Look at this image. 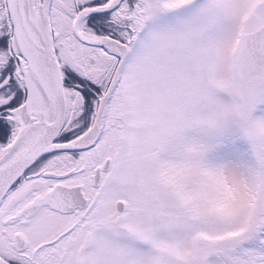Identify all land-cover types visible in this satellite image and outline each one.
I'll return each instance as SVG.
<instances>
[{"label":"snow or ice","instance_id":"snow-or-ice-1","mask_svg":"<svg viewBox=\"0 0 264 264\" xmlns=\"http://www.w3.org/2000/svg\"><path fill=\"white\" fill-rule=\"evenodd\" d=\"M0 264H264V0H0Z\"/></svg>","mask_w":264,"mask_h":264}]
</instances>
